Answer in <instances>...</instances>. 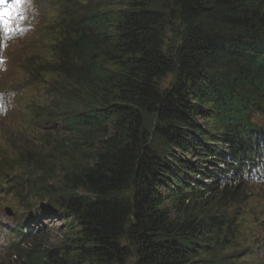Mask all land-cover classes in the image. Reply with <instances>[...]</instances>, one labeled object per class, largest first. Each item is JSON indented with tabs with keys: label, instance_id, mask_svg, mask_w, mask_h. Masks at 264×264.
Wrapping results in <instances>:
<instances>
[{
	"label": "trees",
	"instance_id": "trees-1",
	"mask_svg": "<svg viewBox=\"0 0 264 264\" xmlns=\"http://www.w3.org/2000/svg\"><path fill=\"white\" fill-rule=\"evenodd\" d=\"M86 2L66 0L49 60L25 70L49 86L27 118L66 138L40 208L66 233L16 239L17 264H256L221 256L220 212L264 184V0Z\"/></svg>",
	"mask_w": 264,
	"mask_h": 264
},
{
	"label": "rangeland",
	"instance_id": "rangeland-1",
	"mask_svg": "<svg viewBox=\"0 0 264 264\" xmlns=\"http://www.w3.org/2000/svg\"><path fill=\"white\" fill-rule=\"evenodd\" d=\"M59 1L28 0L25 19L20 24L26 30L17 31L11 38H5L0 32V104L5 103V107L0 109V264H17L12 256L10 237L3 231L23 222L29 214L39 215V221L28 224L31 237L35 235L39 245L53 246L62 237L64 239L66 233L62 219L40 212L41 206L48 203L50 194L60 193L62 169L67 160H60L56 152L67 149L66 145L57 147L61 140L66 142V138L53 133L52 127L36 129L28 122L25 105L40 98L34 92L37 89L34 85L21 86L26 79L20 70L26 63L31 64L37 53L39 58L48 57L46 49H41L36 43L44 29L40 5L44 2V6L52 7ZM76 1L89 5L83 0ZM89 7L93 8L91 4ZM48 88L45 83L43 91ZM20 90L23 93L18 99ZM228 190L233 191L231 188ZM242 192L246 198L243 202L231 210L221 207L224 209L220 212L222 218L233 217L229 240L224 244L232 239L235 245V248L223 251L221 256L229 258L237 254L238 262L251 259L257 260L256 264H264V187L247 185ZM170 202L168 199L165 204ZM36 225L39 226L37 231ZM25 243L27 240L20 246L25 247Z\"/></svg>",
	"mask_w": 264,
	"mask_h": 264
},
{
	"label": "snow or ice",
	"instance_id": "snow-or-ice-1",
	"mask_svg": "<svg viewBox=\"0 0 264 264\" xmlns=\"http://www.w3.org/2000/svg\"><path fill=\"white\" fill-rule=\"evenodd\" d=\"M28 0H0V32L5 38H11L17 31L26 29L20 27L25 19V5Z\"/></svg>",
	"mask_w": 264,
	"mask_h": 264
}]
</instances>
